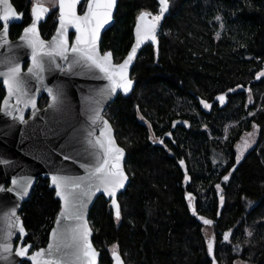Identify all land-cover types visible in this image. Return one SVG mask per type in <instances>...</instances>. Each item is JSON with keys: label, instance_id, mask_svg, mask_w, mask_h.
I'll return each instance as SVG.
<instances>
[{"label": "trees", "instance_id": "16d2710c", "mask_svg": "<svg viewBox=\"0 0 264 264\" xmlns=\"http://www.w3.org/2000/svg\"><path fill=\"white\" fill-rule=\"evenodd\" d=\"M30 1L11 0L25 18ZM159 9L157 0H118L101 52L121 62L139 13ZM54 25L48 17L42 36ZM131 78L132 92L104 112L129 184L119 221L102 196L90 210L100 264H111L113 245L125 264H264V0H169L157 44H144ZM254 125L255 145L237 163L235 145ZM58 210L39 177L19 213L35 247L47 243Z\"/></svg>", "mask_w": 264, "mask_h": 264}, {"label": "snow or ice", "instance_id": "6c2138e0", "mask_svg": "<svg viewBox=\"0 0 264 264\" xmlns=\"http://www.w3.org/2000/svg\"><path fill=\"white\" fill-rule=\"evenodd\" d=\"M81 3L82 0H54V6L58 5L59 9V26L56 29V34L48 42L41 38L38 25L49 13V8L39 3L38 0L33 4L31 23L24 28L20 37L23 46L30 49L31 67L28 69V75L21 74L19 56L15 54L0 55V65L6 66V70H0V77L3 78V84L7 90V97L0 105V112H3L4 115L12 116L23 123V112L29 104L35 111V101L30 95L32 79L42 82L46 64H56L57 56L65 61H70L69 69L80 64L81 61H86L90 66L98 69L102 74L100 78L108 81L106 86L108 95L116 94L117 89H122L125 94L131 90L133 81L129 77L128 69L137 52V47L144 41L157 43V29L169 8V0H159V14L153 15L147 11L139 13L135 27L136 43L121 63L113 62L111 51L101 54L98 50L101 29L112 20L117 0H87L86 11L83 15H78L77 5ZM22 17L23 14H18L9 0H0V21H3V30L0 31V46L9 43V22L14 19H22ZM149 17L151 19H148ZM216 20H221V17L217 16ZM69 28L75 29V42L71 45L69 44ZM217 37H219V33H217ZM13 47L9 45V53H12ZM48 92L55 104L58 94L52 89H48ZM13 98L15 105L10 103ZM218 99L223 101L224 96H220ZM249 99L251 100V96ZM205 107L208 105L205 104ZM89 120L93 126L99 127L102 124L103 127H100V136L95 138H93V130L88 129V144L93 148H98V152H88L85 149L87 155L84 156L80 165L85 169V175H61L60 172L63 171L61 168L51 176L56 195L62 202V210L56 221L57 227L51 232L47 250L40 249L29 256L31 245L23 244L26 230L17 213L19 205L15 204L4 211L2 217L6 229L3 236H0V260L8 261L9 264H19V262L9 259L13 251L14 236L18 232L22 246L16 248L15 255L16 257L29 256L31 264H97L99 254L90 241L92 229L85 218L88 202L97 192H103L104 195L111 198L115 219L119 221L121 210L117 202V192L125 187L128 177L122 166L124 149L116 144L109 122L103 119L99 108L91 109ZM247 135L251 136L252 133ZM160 142L163 143V141ZM249 146L246 141L244 148L247 149ZM89 156L94 157L95 163H92ZM64 159L75 162V157L69 155H64ZM238 162L239 156L237 157ZM0 163L6 164L7 161H0ZM185 179H188L187 175ZM224 179L228 180V176H225ZM12 184L13 187L8 188L7 192L15 193L18 198L22 199L28 194L32 180L28 177H21L13 179ZM219 187L217 185V188ZM3 191L5 189L0 187V192ZM189 199H191L190 196ZM203 223L209 225L212 224V221L203 219ZM248 235L251 236L252 232L249 231ZM225 239H228L227 234ZM207 250L208 254L212 256L214 250L212 242L207 244ZM111 252L114 264H124L118 252V245H113Z\"/></svg>", "mask_w": 264, "mask_h": 264}, {"label": "water", "instance_id": "95a60500", "mask_svg": "<svg viewBox=\"0 0 264 264\" xmlns=\"http://www.w3.org/2000/svg\"><path fill=\"white\" fill-rule=\"evenodd\" d=\"M9 2L11 3V0H9ZM157 3L159 4V0H157ZM117 5L118 0L115 8L113 9L112 20L109 22V24L105 25V27L101 29L100 32L98 50L101 54H103L100 50L101 38L103 33L114 24V16L117 10ZM167 12L164 14V17ZM164 17L162 18L160 25L158 26L157 36L160 32ZM18 20L14 19L10 21L9 25L12 22ZM41 21L39 22V25ZM1 22L3 23V21ZM58 26L59 21L57 27ZM135 27L133 30V43L128 53L136 43ZM68 31L75 33L74 28H69ZM22 34L18 39L14 41H11L8 36L9 43L0 46V55L15 54L19 56V62L21 64V74L23 76H27L28 69L29 67H31L30 49L23 46V42L20 39ZM55 34L56 30L53 35ZM52 36L50 37V39L44 40L46 42L51 41ZM74 42L75 38L72 43ZM145 43L154 44L152 41H144L137 47V52L128 69L130 78L135 60ZM9 45L14 46L12 53H9L8 51ZM17 45H19L20 47H15ZM128 53L126 54L124 59L127 57ZM69 55H71V53H69ZM55 59L56 64H46L45 71L42 74V82H37L34 78L32 79V90L30 91V93L33 94L32 91L36 92L34 93V95H32L35 101V105L38 95H40L41 93H45L48 96V103L43 109H38L36 107L34 111L32 105L29 104L24 109V112L27 108H30L32 110L31 115L27 120H24L23 123H21L18 119H14L12 116H7L4 115L3 112H0V161H7L6 164L0 163V187H3L5 189V191L0 192V236H3V232L6 229V224L2 219L4 211H7L15 204H18L19 207L17 209V213L19 215L23 203L28 200L31 191L34 188L39 177L48 179L49 189L54 191V198L59 202V210L49 231L47 243L44 247L39 248L38 250H47L51 238V232L54 228L57 227L56 221L62 210V202L56 195L55 187L51 182V176L61 168H63V171L60 172L61 175H85V169L80 166L83 162L84 156L87 155L85 149H87L88 152H98V148H93L88 144V129L91 128L93 130V138H95L100 136V127H103L102 124L99 127H95L91 124V121L89 120L91 109L99 108L103 119L108 121V119L104 116V112L107 107L116 99L118 95H129L135 85L134 80H132V88L127 94H125L122 89H117L116 94L108 95L106 91L108 81L100 78L102 74L99 73L98 69L90 66L88 62L81 61L80 64L74 65L71 69H69L70 61H65L58 56ZM123 60L121 62H123ZM25 62H28V66L26 70L23 71L22 67ZM113 62L116 63L114 61V58ZM0 70H6V66L0 65ZM0 81H3L2 77H0ZM48 89H52L53 92L58 94V100L55 104L53 103L52 96L49 95ZM217 100L220 101L218 97ZM109 125L111 127L116 144L121 147L116 141L115 132L110 122ZM64 155L75 157V162H73L72 160H65ZM89 159L92 161V163H95L94 157L89 156ZM125 160L126 152L124 150V157L122 159V166L124 171ZM21 177H28L32 180V184L28 188V194L25 195L22 199L18 198L15 193L7 192L8 188L13 187L12 180L20 179ZM128 184L129 177L125 183V187L117 192V202L118 196L126 190ZM100 196L104 197V199L109 202V206L112 208L111 198L104 195L103 192H97L94 196L91 197L87 205L85 218L87 219L88 223L90 210L96 199ZM18 236L19 234L17 232L14 236V242ZM92 237L93 231L90 236L91 242ZM20 244L21 240L19 241L18 246H20ZM93 247L95 248L94 245ZM95 250L99 254L97 257V264H100V251H98L96 248ZM21 258L22 257H16L15 253H12L9 259L20 262ZM111 258V264H114L112 255ZM27 259L31 262L29 256L27 257ZM0 264H9V262L0 260Z\"/></svg>", "mask_w": 264, "mask_h": 264}, {"label": "flooded vegetation", "instance_id": "af4514ba", "mask_svg": "<svg viewBox=\"0 0 264 264\" xmlns=\"http://www.w3.org/2000/svg\"><path fill=\"white\" fill-rule=\"evenodd\" d=\"M34 3L35 2L33 0L30 1V4H29L28 9H27V12H28L27 13V18H25L24 12H22V11L20 12L12 4L13 7H14V9L16 10V12L18 14L22 13L23 14V17H22V19H19L18 21H14V22H12L9 25V33H8V36H9V39L11 41H14V40L18 39L19 36L22 34L24 28L31 23V20H32L31 9H32V6H33ZM43 5L45 7H47V8H49V13L46 14L45 18L41 21V23L39 25L40 35L42 36V34H41V26H42L43 23L46 22V20H47L48 17H51L52 18V22L55 23L53 30L49 34H47L46 36H42L43 39L48 40L55 33V30H56V27H57V24H58V21H59V19H58L59 9H58V5H56L54 7H49V6L45 5V4H43ZM86 7H87V0H82V3L77 5V14L78 15H83L84 12L86 11ZM15 26L19 27L18 32L16 34H11V29H12V27H15ZM2 29H3V23L0 21V31ZM69 34H70V40H69V42L71 44L73 42L74 38H75V33L74 32H69ZM27 66H28V62H25L23 64V67H22L23 68V71L26 70ZM0 91H1L0 92V105H2L3 104V101L7 97V90L4 87L3 81H0ZM32 92H33V94L30 93L31 96L34 95V93H36L35 91H32ZM10 103L12 105H15V99L13 98L10 101ZM47 103H48V96L45 93H41L40 95H38L37 101H36V107L38 109H43L47 105ZM21 107H22V105H21ZM31 111L32 110L30 108H27L25 110V112L23 114L24 120H27L29 118V116L31 115ZM19 241H20V239L17 237V239L14 242V248H13L12 253H15L16 248L19 247L18 246L19 245ZM23 244L31 245V248L29 249V256L32 253H34L36 250H38L39 248H42V247H44L46 245L45 244L44 246L35 247L34 244L31 241H28L27 240V230H26V236L24 237V240H23ZM20 246H22V244H20ZM27 257L28 256L22 257L21 260H20V262H19V264H31V262L27 259Z\"/></svg>", "mask_w": 264, "mask_h": 264}, {"label": "rangeland", "instance_id": "374dc122", "mask_svg": "<svg viewBox=\"0 0 264 264\" xmlns=\"http://www.w3.org/2000/svg\"><path fill=\"white\" fill-rule=\"evenodd\" d=\"M33 1L35 3L37 2V0H33ZM38 2L41 3V4H45V5L49 6V7H54V0H38ZM248 133H252V135L249 136V135H247ZM257 134H258L257 129L253 127L249 132L244 133L240 137V139L238 140V142L235 145L236 154H237V156H239V158L241 156H243L247 151H249L250 149L253 148V146L255 145L256 139H257ZM246 141L250 145L247 149L244 148V144H245ZM243 204H244V207H246V208L251 205L245 199H244V203ZM205 231L207 233L208 232V228H206ZM111 248H112V246L109 248L110 252H111ZM234 253L236 255H239L241 253V251H240L239 248H234ZM235 264H245V263L240 261V260H238V261L235 262Z\"/></svg>", "mask_w": 264, "mask_h": 264}]
</instances>
